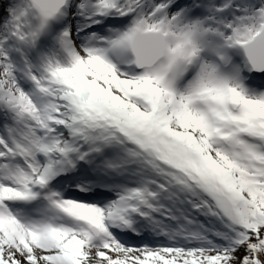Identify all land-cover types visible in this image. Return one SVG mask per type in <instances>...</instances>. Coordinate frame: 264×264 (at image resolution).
Instances as JSON below:
<instances>
[{
  "label": "snow or ice",
  "instance_id": "1",
  "mask_svg": "<svg viewBox=\"0 0 264 264\" xmlns=\"http://www.w3.org/2000/svg\"><path fill=\"white\" fill-rule=\"evenodd\" d=\"M0 264H264V0H0Z\"/></svg>",
  "mask_w": 264,
  "mask_h": 264
}]
</instances>
